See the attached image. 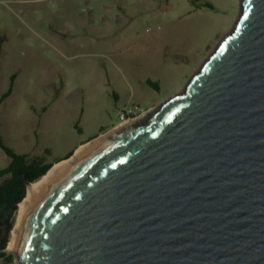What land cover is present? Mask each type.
Wrapping results in <instances>:
<instances>
[{"label":"water","instance_id":"95a60500","mask_svg":"<svg viewBox=\"0 0 264 264\" xmlns=\"http://www.w3.org/2000/svg\"><path fill=\"white\" fill-rule=\"evenodd\" d=\"M13 252L16 264H264V0H240L180 92L52 176Z\"/></svg>","mask_w":264,"mask_h":264},{"label":"rangeland","instance_id":"374dc122","mask_svg":"<svg viewBox=\"0 0 264 264\" xmlns=\"http://www.w3.org/2000/svg\"><path fill=\"white\" fill-rule=\"evenodd\" d=\"M239 3L0 0V97L14 76L0 101V137L53 163L107 134L122 110L155 109L183 89L233 25ZM10 160L0 148V169ZM15 260L13 252L0 264Z\"/></svg>","mask_w":264,"mask_h":264},{"label":"trees","instance_id":"16d2710c","mask_svg":"<svg viewBox=\"0 0 264 264\" xmlns=\"http://www.w3.org/2000/svg\"><path fill=\"white\" fill-rule=\"evenodd\" d=\"M1 44L0 36V55ZM13 79L14 76L9 88L1 95L0 101L11 94ZM148 82L156 86V82ZM0 148L11 158L9 164L0 169V257L6 262H11L13 252H7L6 247L15 222L18 204L26 194V181H34L41 177L53 163H46L40 156L31 157L27 153L16 152L7 146L1 137Z\"/></svg>","mask_w":264,"mask_h":264},{"label":"bare ground","instance_id":"6f19581e","mask_svg":"<svg viewBox=\"0 0 264 264\" xmlns=\"http://www.w3.org/2000/svg\"><path fill=\"white\" fill-rule=\"evenodd\" d=\"M155 110L154 108L146 110L144 113H141L139 116L128 119L124 121L123 123H120L118 126L114 127L115 131L121 130L125 125L132 123L138 119H141L142 116L147 115L150 111ZM109 131L107 134H104L103 136H100L96 139H93L89 142H86L82 145H80L68 158H65L63 160H60L58 162H55L52 164V166L44 173L41 177L34 180L29 184L26 188V194L24 198L19 202L17 211H16V217L15 222L13 225V228L10 232V239L8 241L7 247L12 248V250L17 249V245L20 239V235L22 232L23 224L25 222V219L27 217V214L29 210L31 209L33 203L35 202L37 196L39 193L43 190L46 183L52 178V176L57 173L61 168H63L65 165L70 163L71 161L83 156L87 152L92 149L98 142H101L103 139H105L109 134L112 132Z\"/></svg>","mask_w":264,"mask_h":264},{"label":"built area","instance_id":"2783aa9c","mask_svg":"<svg viewBox=\"0 0 264 264\" xmlns=\"http://www.w3.org/2000/svg\"><path fill=\"white\" fill-rule=\"evenodd\" d=\"M141 113H143V112H136V111L132 112L131 109H129V108L126 110H122L119 113L120 123H123L124 121H126L128 119H133V118L139 116Z\"/></svg>","mask_w":264,"mask_h":264},{"label":"crops","instance_id":"0c3cea01","mask_svg":"<svg viewBox=\"0 0 264 264\" xmlns=\"http://www.w3.org/2000/svg\"><path fill=\"white\" fill-rule=\"evenodd\" d=\"M119 123H120V122H119ZM118 125H119V124H118ZM118 125H116V126H118ZM116 126H115V127H116ZM83 143H86V142L82 141L81 143H79V146L82 145ZM79 146H78V147H79ZM76 147H77V146H76ZM76 147H75V148H76ZM28 155H29V154H28ZM29 156H31V155H29ZM34 156H37V155H34ZM31 157H33V156H31ZM63 159H65V157L59 158L58 160L54 161L53 163L58 162V161L63 160Z\"/></svg>","mask_w":264,"mask_h":264}]
</instances>
